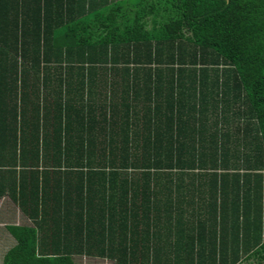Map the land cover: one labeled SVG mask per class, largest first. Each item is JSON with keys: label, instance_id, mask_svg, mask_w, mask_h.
I'll return each mask as SVG.
<instances>
[{"label": "trees", "instance_id": "obj_1", "mask_svg": "<svg viewBox=\"0 0 264 264\" xmlns=\"http://www.w3.org/2000/svg\"><path fill=\"white\" fill-rule=\"evenodd\" d=\"M95 63L142 76L67 98L86 83L72 65ZM74 119L107 134L61 145ZM130 123H146L131 144L114 129ZM160 125L177 144L151 139ZM6 193L32 225L7 226L2 264L264 260V0H0Z\"/></svg>", "mask_w": 264, "mask_h": 264}, {"label": "crops", "instance_id": "obj_2", "mask_svg": "<svg viewBox=\"0 0 264 264\" xmlns=\"http://www.w3.org/2000/svg\"><path fill=\"white\" fill-rule=\"evenodd\" d=\"M77 11L78 8L77 6H75V17L77 18ZM64 17L63 18H67L66 14L63 13ZM73 71L75 73L72 74L71 78L73 82L76 81H83L85 80V87L83 92H80L79 90H71L68 93H66V97L69 98L70 100H73L75 102L80 101L82 95H84L86 97L87 93H92V96H96L98 94H105L106 92H109V94H113V98H117L121 96L122 90H124V87L118 83H115V80H127V79H137V78H141V74L137 75L134 73H120L122 71H120L121 68L124 67H133L131 64L130 65H126V64H106V67H109V69H111L113 71L112 74H104L102 73V71L104 70L101 64L99 63H95V64H73L72 65ZM142 67L145 65H141ZM79 67H84V71H87V73H85L84 75L77 73L80 68ZM107 80L109 83L111 82V84H108L107 86L104 85V81ZM92 82L91 86L89 87V83ZM76 85V84H75ZM96 100V99H94ZM130 116L132 114H129ZM48 116H50V113L48 114ZM76 119V118H75ZM74 121L69 124V127L71 128V130L69 132L64 133V131L62 130L61 132V145L64 144L65 141H69V140H74V141H81L80 137H82V143L84 145L86 144H91L93 143V141H95V143H100L102 142L101 136L106 135V132H100L99 128H100V124H94L91 126V129L89 131H81L79 130L80 125L77 121ZM144 125H146V123H141V124H132L130 123L128 124H118V125H114V129H115V135H119L117 136L119 139L120 137H128V143L131 144L132 141V137L135 135V132L137 131V129L142 128ZM140 126V127H139ZM44 131L46 133H43V144H44V148L47 147L50 144V135H51V131L50 129H47V124L44 126ZM142 131V129H141ZM157 134V136H160L162 139L164 137L165 142L166 141H171L173 144H177L178 142L176 141L177 138V133L174 134V129L173 131L170 133L169 131H167L165 129L164 125H160L159 127H154L152 128L151 131V139H153V137H155V135ZM22 137L24 139H26L28 137L27 133L23 134ZM39 137H41V134L39 135ZM46 137V138H45ZM47 142V143H45ZM117 143H121V141L119 140ZM48 144V145H46ZM42 145V143L40 144ZM24 149H34L33 146H24ZM38 167L41 168L43 165L42 161L39 160L37 163ZM76 208V207H73ZM145 215V218L142 220L141 223H150V222H154L153 220H151V216L152 215H159V213H152V212H148V211H144L142 212ZM8 225H12V226H23V225H27V226H31L32 222L25 216V214L21 211L20 207L18 205H16L14 203V201L11 200L10 196L6 193L3 194L0 197V248H4L2 251H4V253L16 243V239L15 237L8 231L7 226ZM6 243V244H5ZM6 245V246H4ZM4 253H2L1 258L3 257ZM77 257H80L82 259H93V258H97V259H104L108 262L112 261L110 258L107 257H101L98 255H93V256H89V255H76L73 256L74 261H76Z\"/></svg>", "mask_w": 264, "mask_h": 264}, {"label": "rangeland", "instance_id": "obj_3", "mask_svg": "<svg viewBox=\"0 0 264 264\" xmlns=\"http://www.w3.org/2000/svg\"><path fill=\"white\" fill-rule=\"evenodd\" d=\"M146 26L149 28L150 20H148V23L146 24ZM4 246H6V245H4ZM3 249L0 248V264H2L1 256H2V253H4V251H2ZM75 262H76L75 264H111V262H108L104 259H97V258L82 259L80 257H77ZM239 264H264V260L260 259L259 257H254V258L249 259V260H242L239 262Z\"/></svg>", "mask_w": 264, "mask_h": 264}]
</instances>
